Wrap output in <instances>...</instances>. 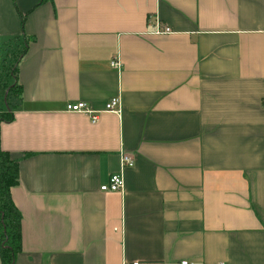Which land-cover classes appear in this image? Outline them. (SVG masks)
I'll return each instance as SVG.
<instances>
[{"label":"crops","instance_id":"obj_1","mask_svg":"<svg viewBox=\"0 0 264 264\" xmlns=\"http://www.w3.org/2000/svg\"><path fill=\"white\" fill-rule=\"evenodd\" d=\"M13 52L15 264H264V0H0Z\"/></svg>","mask_w":264,"mask_h":264},{"label":"trees","instance_id":"obj_2","mask_svg":"<svg viewBox=\"0 0 264 264\" xmlns=\"http://www.w3.org/2000/svg\"><path fill=\"white\" fill-rule=\"evenodd\" d=\"M17 54L13 68H16L21 52ZM4 67L6 69V64ZM3 85L4 83H0V93L3 96L1 102L4 105L0 106V257L2 264H15V259L23 248L22 214L11 195L12 188L19 183V166L1 146V124L13 120L12 98L20 96L21 86L17 82L4 88Z\"/></svg>","mask_w":264,"mask_h":264},{"label":"built area","instance_id":"obj_3","mask_svg":"<svg viewBox=\"0 0 264 264\" xmlns=\"http://www.w3.org/2000/svg\"><path fill=\"white\" fill-rule=\"evenodd\" d=\"M157 33H170L172 32L169 26L161 27L158 24L157 29L155 30ZM111 66L117 69L121 68V63L119 61H112ZM122 108V101L119 97L112 98L107 102L105 111L120 113ZM66 111L73 113H83L91 119V122L97 123L100 117V112L93 109L88 102L85 101H77V102H68L66 104ZM122 166L124 168L130 167L133 168L135 166V160L133 157L123 154L122 155ZM125 189V180L122 174L115 173L110 176L108 183L101 186L102 191H113V192H123ZM124 264H165L163 262H149V261H131L125 262ZM179 264H191L189 260H182Z\"/></svg>","mask_w":264,"mask_h":264},{"label":"rangeland","instance_id":"obj_4","mask_svg":"<svg viewBox=\"0 0 264 264\" xmlns=\"http://www.w3.org/2000/svg\"><path fill=\"white\" fill-rule=\"evenodd\" d=\"M18 58L17 52H13L12 58L9 62L4 63L1 62L0 66V83H4L3 88L16 83V68H13L15 66L16 60ZM4 64H6V69L4 67ZM15 76V77H14ZM2 88V89H3ZM2 94L0 93V106H4L2 101ZM15 100V98H12V101ZM0 107V108H1Z\"/></svg>","mask_w":264,"mask_h":264}]
</instances>
